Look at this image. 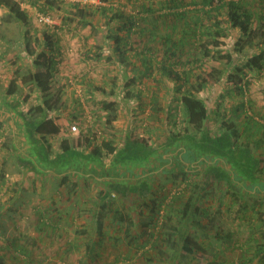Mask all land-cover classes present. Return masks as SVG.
Here are the masks:
<instances>
[{
	"label": "rangeland",
	"instance_id": "1",
	"mask_svg": "<svg viewBox=\"0 0 264 264\" xmlns=\"http://www.w3.org/2000/svg\"><path fill=\"white\" fill-rule=\"evenodd\" d=\"M14 1L25 12L22 25L8 20L6 9L0 6V96L5 95L10 80L17 86L13 98L5 96V100L18 99L31 116L43 106L40 91L24 80V75L39 66L35 60H39L43 51L47 53L44 37L50 35L58 39L59 45L56 55L59 63L51 79L50 95L59 98L61 112L56 118L67 135L76 137L78 131L88 127V137L97 145L108 140L118 147L129 138L145 148L151 144L149 141L156 144L162 133L163 118L168 133L182 134L186 126L193 131L186 123L178 100L180 93L174 87L183 81L195 83L196 76L201 74L206 82L197 95L208 109L207 133L216 137L220 145V131L225 125L233 124L235 135L231 137V146L247 151L257 161L255 173L264 179V131L257 130L258 123L264 124V67L237 70L242 60L232 65L226 63L227 49L234 45L230 34L219 37L217 49L207 56L198 47L180 57L173 68L181 79L174 80L171 74L160 73L159 57L165 46L153 41L164 35L167 28H157L148 43L142 33L129 34L124 43V33L115 29L114 22H109L114 13H135L132 0L83 5L71 0ZM145 1L153 9L159 6V1ZM179 1L186 2L181 10H191L188 16L192 18L194 9L199 7L193 3L198 0ZM39 8H45L46 12L43 14ZM42 15L48 21H40ZM217 17L220 25L226 24L224 12ZM149 19L150 15L146 18L147 25ZM120 20L116 19L119 23ZM207 22L210 21L204 19L205 25ZM254 26L251 25L250 31L256 35L251 38L243 33L241 41L264 47V30H254ZM115 34L122 37L118 49L114 48ZM146 47L150 51L144 54ZM148 54L153 56L150 63L145 59ZM145 66H149V71ZM102 101L111 106L102 107ZM127 111L131 126L136 127L125 133L118 127L124 123ZM111 114L115 118L108 123L105 118ZM71 124L76 126L73 131ZM22 139L21 133L13 130L11 120L0 121L2 264H147V256L156 264H264V251L260 250L264 246V189L259 188L264 185L251 187L238 175L232 180L238 182L239 188L231 186L226 178H216L217 174L207 171L203 165L207 158H201V166L187 165L182 171H178V166L176 169L168 166L163 175L154 178L157 183L153 187L155 192L148 198L151 220L147 228L132 226L133 216L137 214L132 208L135 205L129 203L126 210L108 193L100 209L94 212L99 229L93 232L95 239H91L94 234L83 224L94 205L85 202L84 208L80 207V198L86 196L75 195L76 177L20 176L15 155H20L22 148L32 153L24 148ZM85 149L90 151V146ZM185 153L186 159L198 158L195 149L192 154L189 150ZM112 154L103 150L101 162H111ZM208 157L212 164L217 160L213 155ZM40 165L45 166L42 162ZM223 168L231 173L228 166ZM58 170L63 167L59 166ZM87 184L96 186L94 182ZM96 189L92 192L95 196L102 191ZM113 205H117L114 213ZM119 214L125 220H118ZM172 228L176 229L175 233L169 231ZM186 234L199 248L193 249L188 260H181L180 243Z\"/></svg>",
	"mask_w": 264,
	"mask_h": 264
},
{
	"label": "trees",
	"instance_id": "2",
	"mask_svg": "<svg viewBox=\"0 0 264 264\" xmlns=\"http://www.w3.org/2000/svg\"><path fill=\"white\" fill-rule=\"evenodd\" d=\"M100 3L106 2L107 0H99ZM138 1V3H137ZM159 1V6L156 9L151 8L145 0H132V8L135 13H125L120 11L114 13L109 22L115 23V29L124 33L123 37H126L122 41L117 34H115L114 40L116 41L115 49H118V44L122 42H127V36L129 34H140L147 39V43L151 41V35L157 28H167L164 35H159L158 40L153 39L155 42H159L163 47L162 55L160 58V73L165 76L171 74V78L174 80L181 79L180 73L175 71L173 65L179 62V58L183 55H188L191 53V49H202L203 56L210 54L212 49H217L218 38L226 36L227 33L232 36L234 45L232 48L227 49L226 58L229 63H236L238 61H243L241 65L236 66L237 70L241 69H256L260 70L264 67V47H258L252 44L250 41H241V34L245 33L248 37H254L256 35L255 31H250L251 25L254 26V30L262 29L264 30V0H198L194 2V6H199L193 11V17L189 18V12L191 10H181V6H185V1L177 0H155ZM0 6L4 7L7 11V19L16 21L19 24H24L25 22V12L21 9L17 2L14 0H0ZM44 14L46 12L45 8H39ZM104 9V8H103ZM154 11V13H151ZM159 12V13H158ZM224 12L226 17V24L223 25L221 21H218L217 15ZM157 13V14H155ZM152 14V15H151ZM149 25H147L146 18L149 17ZM46 17V15H42ZM212 17L214 21H212ZM116 19H121L120 23ZM204 19L210 21L207 25L204 24ZM220 22V23H219ZM146 34H145V33ZM254 32V33H253ZM176 36V37H175ZM206 36L203 40L202 38ZM45 46L47 47V53L42 52L40 54L39 60H35V64L39 65L34 68V70L25 76L24 80L30 81L33 86L40 91L43 100V106L35 110V115H26L23 113L24 123L35 126L33 130H24L25 144L30 143L31 139L35 135H39L40 140H46V136L56 135L62 131V125L55 121L56 116L48 115V111L59 109L58 97H53L50 95L51 90V79L53 77V72L59 63V58L56 55L59 53V45L56 43L58 39H52L50 35L45 37ZM146 41V40H145ZM167 44V45H166ZM237 45V46H236ZM150 51V48L146 47L143 51L144 54ZM196 51V50H193ZM213 56V55H212ZM216 59V56L213 57ZM147 62H151L153 56L150 54L145 57ZM189 60V58H188ZM196 60V59H195ZM145 61V60H144ZM148 63V64H149ZM147 64V63H146ZM228 68V67H227ZM149 66H145V70L149 71ZM26 82V81H24ZM206 79L203 75L198 74L196 76V82L187 83L181 82L176 85L174 89L180 93L178 100L183 109L186 123L193 129L192 132L188 130V126L183 129V133L173 134L178 135L179 143L185 148L192 152L197 151L198 156L207 158L205 160L207 171H213L217 174L216 178H226L229 185L239 188L238 182L232 180L235 176L242 175L244 178V183L248 182L251 187L254 184L264 185V179L255 173L254 166H256L257 161L251 159V156L246 153H240L241 149L234 148L231 146V137L235 135V128L233 124H227L220 131L221 142L218 144L217 138L209 136V132L206 127L207 120V106L205 102L197 95L200 89L204 86ZM183 86H185L183 88ZM16 83L14 80H10L8 85L5 87V95L13 96L16 92ZM240 91H243V87H239ZM45 98H47L45 100ZM102 107L109 108L111 103L101 102ZM243 107V102L240 103ZM47 112V113H46ZM38 116V117H37ZM115 118L114 114L107 115L105 118L108 123H110ZM73 125V124H71ZM264 131V124H259L257 130ZM84 130V129H83ZM90 129L87 127L85 131H78V140L75 141L74 145H68L66 148H86L90 146V153L93 156H101L102 151L113 152L116 146L112 145L108 140L101 141L98 145L89 139ZM164 132L167 134L168 130L165 128ZM208 132V133H207ZM246 135H248L247 131ZM200 134L198 141H195L193 136L195 134ZM251 131L249 135H251ZM22 137V138H23ZM92 142V144L90 143ZM210 155H213L217 160L215 163L208 162ZM248 155V156H247ZM40 158V157H39ZM40 160V159H38ZM43 160V158L41 159ZM40 160V162H41ZM222 162V163H221ZM43 163V162H42ZM208 164V165H207ZM223 165L228 166L230 172H227ZM219 166V168L217 167ZM259 188H263L259 186ZM255 191H257L255 189ZM261 191V190H260ZM186 216V214H185ZM149 220L143 221V225L149 224ZM171 233H175L176 229L172 228L169 230ZM181 252L180 259L188 260V255L195 248H199V245L194 242V240L187 234L180 243ZM260 249L264 251V246ZM147 264H156L152 261V258L147 256L145 258ZM2 264V261H0Z\"/></svg>",
	"mask_w": 264,
	"mask_h": 264
},
{
	"label": "crops",
	"instance_id": "3",
	"mask_svg": "<svg viewBox=\"0 0 264 264\" xmlns=\"http://www.w3.org/2000/svg\"><path fill=\"white\" fill-rule=\"evenodd\" d=\"M5 96H0V121L3 123L5 119L11 120L13 130H17L23 137L26 126L27 130H33L35 126L24 123L23 113H26L28 116L29 113L22 106V102L18 99L5 100ZM9 97L13 98V96ZM57 114H59V111L57 113L56 110L48 111V115L50 116L54 117ZM129 117L130 115L127 111V119L125 118L126 121H122V123H127L120 124L118 127L122 132H129L132 127H136L135 125L131 126L132 123L129 122ZM16 120L18 121L17 124ZM55 121L61 124L60 119L56 118ZM163 121L164 118L161 123L162 133L157 137L155 145L152 141H149L151 144H148L145 148H140L139 143L135 141L130 142L128 136H126L128 138L127 142L116 147L110 157L111 162L102 163L101 156H93L85 147L66 150L65 147L71 145L73 139L74 142L78 140V137L68 136L67 131L62 126V131L60 130L56 135L46 136L45 141L40 140L39 135H35L32 137L30 143L27 142L25 144L23 142L24 148H27L30 152L32 151V153L29 154L22 148L20 155H15V165L21 170L20 176L31 174L33 179H41L43 176H52L53 178L76 177L74 188L78 190L77 193L75 192V195L78 197L86 196L85 199L80 198V201L78 200L80 207L84 208L82 206L85 202L94 205L90 209L93 213L87 212L88 216L86 215L87 217L83 224L84 227L90 228L91 234H94L93 232H96L97 228L99 229V223L95 219L96 213L94 212H96L97 208L100 209L101 202L106 198L108 193L116 198L117 203L126 207V210H128L127 206L129 203L135 205L136 207L132 206V208L137 211V214L133 216L132 226L139 228L142 225V227L147 228L148 224L144 226L143 221L150 219V207L147 204L148 198L155 192L153 187L157 182H155L154 178L163 175L168 166L170 169H176L175 167L178 166V171H182L186 169L187 165L190 167L202 165V157H198L197 159L184 158L187 150L179 143V137H176L178 135H173L172 133L166 134L164 132L165 126ZM138 135H140L139 132ZM193 138L195 141H198V134L194 135ZM42 158L43 160H41ZM38 159L43 162L44 167L40 165L41 162ZM97 164H99L98 168L96 167ZM59 166H62L63 170H58ZM90 182H94L96 184L95 187L99 189H96L93 184H87ZM100 188L102 190L101 193L95 196L92 192L95 189L100 190ZM86 193L93 194V196H89V194L87 196L85 195ZM140 204L143 205L139 207ZM111 209L112 213H114L117 210V205H113ZM118 220L125 219L119 214ZM127 222L130 223V220H127ZM95 237L96 235L94 234L91 239H95Z\"/></svg>",
	"mask_w": 264,
	"mask_h": 264
},
{
	"label": "built area",
	"instance_id": "4",
	"mask_svg": "<svg viewBox=\"0 0 264 264\" xmlns=\"http://www.w3.org/2000/svg\"><path fill=\"white\" fill-rule=\"evenodd\" d=\"M71 1H74V2H76L78 4H80V5H83V4L87 3V2H96V3L100 4L99 0H71ZM215 1H218V0H215ZM39 20L45 22V21H48V18L47 17H43V16H39ZM70 129L73 131V130L76 129V126L74 124L70 125Z\"/></svg>",
	"mask_w": 264,
	"mask_h": 264
}]
</instances>
